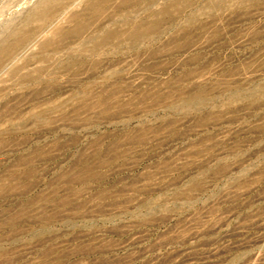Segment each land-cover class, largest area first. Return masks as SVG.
I'll return each instance as SVG.
<instances>
[{
    "label": "rangeland",
    "instance_id": "rangeland-1",
    "mask_svg": "<svg viewBox=\"0 0 264 264\" xmlns=\"http://www.w3.org/2000/svg\"><path fill=\"white\" fill-rule=\"evenodd\" d=\"M0 264H264V0H0Z\"/></svg>",
    "mask_w": 264,
    "mask_h": 264
}]
</instances>
